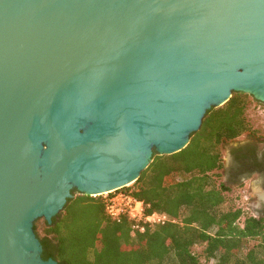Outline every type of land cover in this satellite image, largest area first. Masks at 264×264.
I'll list each match as a JSON object with an SVG mask.
<instances>
[{"label": "water", "instance_id": "water-1", "mask_svg": "<svg viewBox=\"0 0 264 264\" xmlns=\"http://www.w3.org/2000/svg\"><path fill=\"white\" fill-rule=\"evenodd\" d=\"M264 103V0H0V264L67 201L130 187L234 93Z\"/></svg>", "mask_w": 264, "mask_h": 264}, {"label": "trees", "instance_id": "trees-1", "mask_svg": "<svg viewBox=\"0 0 264 264\" xmlns=\"http://www.w3.org/2000/svg\"><path fill=\"white\" fill-rule=\"evenodd\" d=\"M251 96L234 93L209 110L201 129L179 153L156 156L126 191L177 219L132 238L128 221L118 224L100 198L70 199L51 224L34 229L42 258L59 264H264V216L228 206L223 146L242 136L259 137L246 110ZM198 247H203L199 253Z\"/></svg>", "mask_w": 264, "mask_h": 264}, {"label": "built area", "instance_id": "built-area-1", "mask_svg": "<svg viewBox=\"0 0 264 264\" xmlns=\"http://www.w3.org/2000/svg\"><path fill=\"white\" fill-rule=\"evenodd\" d=\"M127 188L129 187L92 197L103 200L105 212L112 221L118 224L128 221L133 239L148 230H155L168 224H180L177 219L166 213L149 211L150 205L126 191Z\"/></svg>", "mask_w": 264, "mask_h": 264}, {"label": "flooded vegetation", "instance_id": "flooded-vegetation-1", "mask_svg": "<svg viewBox=\"0 0 264 264\" xmlns=\"http://www.w3.org/2000/svg\"><path fill=\"white\" fill-rule=\"evenodd\" d=\"M232 144L229 149V162L224 169L225 183L231 188V185H241L256 177L261 187L260 202H263L260 215L264 216V138L248 135ZM72 194H76L75 198L78 196L76 190Z\"/></svg>", "mask_w": 264, "mask_h": 264}, {"label": "rangeland", "instance_id": "rangeland-1", "mask_svg": "<svg viewBox=\"0 0 264 264\" xmlns=\"http://www.w3.org/2000/svg\"><path fill=\"white\" fill-rule=\"evenodd\" d=\"M252 101L249 104L246 110V116L250 124L258 131L259 137L264 138V103H260L256 101L253 97H251ZM248 135L242 136L241 138L226 143L223 146V155L225 166L228 165L229 162V149L233 145L232 143L237 142ZM223 182L225 183V176L223 177ZM227 183V182H226ZM231 192L227 194L228 196V206H235L237 208H243L249 215L261 216L260 209L263 202H260L261 195V187L259 180L256 177H253L246 181L245 183L237 186L231 185ZM76 195V194H75ZM79 196V194H78ZM45 223L44 219H39L35 222V226L37 227L36 231L40 232L43 225ZM203 247H198V252L202 253ZM202 264H206V259L201 258Z\"/></svg>", "mask_w": 264, "mask_h": 264}]
</instances>
